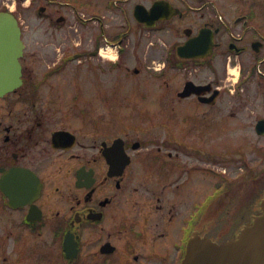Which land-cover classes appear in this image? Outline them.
I'll list each match as a JSON object with an SVG mask.
<instances>
[{"label": "flooded vegetation", "instance_id": "1", "mask_svg": "<svg viewBox=\"0 0 264 264\" xmlns=\"http://www.w3.org/2000/svg\"><path fill=\"white\" fill-rule=\"evenodd\" d=\"M147 1L107 3L114 34L103 11L72 26L54 2L39 8L45 33L17 17L21 82L0 95V264H182L194 238L229 242L262 214L255 14L166 0L178 10L152 28L136 19L160 2ZM155 29L177 34L158 45Z\"/></svg>", "mask_w": 264, "mask_h": 264}, {"label": "water", "instance_id": "2", "mask_svg": "<svg viewBox=\"0 0 264 264\" xmlns=\"http://www.w3.org/2000/svg\"><path fill=\"white\" fill-rule=\"evenodd\" d=\"M163 7L166 11L162 14ZM175 10L171 3L163 0L155 2L149 10L139 4L136 7V19L147 27H153L157 21L168 19ZM20 29L13 13L0 11V95L13 90L21 82L19 60L24 45ZM203 38L201 33L197 41ZM191 48L192 43L185 47ZM262 211L237 238L229 242L218 244L207 237L194 238L186 249L182 264H264V201Z\"/></svg>", "mask_w": 264, "mask_h": 264}, {"label": "rangeland", "instance_id": "3", "mask_svg": "<svg viewBox=\"0 0 264 264\" xmlns=\"http://www.w3.org/2000/svg\"><path fill=\"white\" fill-rule=\"evenodd\" d=\"M147 0H0V10L9 9L12 10L15 15L26 22L27 25V33H45L46 30L42 27L39 28L37 25L40 24V18H47V15L44 13H40L39 8L44 7L46 5L50 6L51 2L59 3L60 5L57 6L61 9L63 15L70 20V24L73 26V23L76 21L78 16H91L94 13L102 12L103 15L107 16V20L105 21L106 30L112 32L113 34L116 33L115 27L119 26L122 23L119 17V11H105L106 4L109 2H116L117 4L121 3H128V8L132 9L134 3L143 2ZM186 2L185 7L186 11H189V6L192 8H201L200 11H193L197 13H206V12H219L222 16H226L228 18L236 17L237 15H242V13H246L248 15L255 14V18L253 21V25H255L258 31L264 35V0H172L171 2L175 4H182V2ZM148 2V1H147ZM149 4V2L147 3ZM215 6V8H213ZM75 8H77L78 13H75ZM192 11V10H191ZM74 21V22H72ZM130 25L134 28L135 33L137 29V23L130 18ZM176 28L183 29L184 27L188 26L187 22H179V21H172L171 26ZM71 30V27H68ZM73 32V31H71ZM78 30L76 33H79ZM148 32V31H147ZM176 30L174 29L171 32H167V30H152L149 31L150 34L156 35L153 40L156 41L158 38L161 39V42H156V44H162V41L165 44H171L174 39L173 35ZM173 34V35H172ZM107 55V54H106ZM112 53L107 55L109 59L112 57ZM235 71V70H234ZM141 77V76H140ZM104 78V77H103ZM105 79V78H104ZM139 83V80L136 78H131L125 80V87L130 88L134 93L135 90L132 88L136 87V84ZM157 92H151L150 97L155 98L157 97ZM115 107V106H114ZM147 110L151 113H156L159 106L153 102H148L146 104ZM118 113H125L122 108H116Z\"/></svg>", "mask_w": 264, "mask_h": 264}, {"label": "trees", "instance_id": "4", "mask_svg": "<svg viewBox=\"0 0 264 264\" xmlns=\"http://www.w3.org/2000/svg\"><path fill=\"white\" fill-rule=\"evenodd\" d=\"M7 10V9H6Z\"/></svg>", "mask_w": 264, "mask_h": 264}]
</instances>
